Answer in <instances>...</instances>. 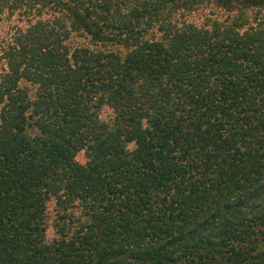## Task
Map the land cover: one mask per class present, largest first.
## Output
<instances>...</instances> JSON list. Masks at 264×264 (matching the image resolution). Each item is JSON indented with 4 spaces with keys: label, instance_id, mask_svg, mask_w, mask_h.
Wrapping results in <instances>:
<instances>
[{
    "label": "trees",
    "instance_id": "16d2710c",
    "mask_svg": "<svg viewBox=\"0 0 264 264\" xmlns=\"http://www.w3.org/2000/svg\"><path fill=\"white\" fill-rule=\"evenodd\" d=\"M4 15L26 25L0 48V264H264V0ZM49 198L86 218L51 242Z\"/></svg>",
    "mask_w": 264,
    "mask_h": 264
},
{
    "label": "rangeland",
    "instance_id": "374dc122",
    "mask_svg": "<svg viewBox=\"0 0 264 264\" xmlns=\"http://www.w3.org/2000/svg\"><path fill=\"white\" fill-rule=\"evenodd\" d=\"M216 13L217 12L214 11V14ZM216 15H219V13ZM11 17L12 18H9L4 15L0 19V48L10 41L12 35L17 32V30L24 28L26 25L25 21L23 22L18 19V16ZM197 18L200 19L198 22H203V15H199ZM1 61L2 53L0 51V68L2 66ZM111 116L112 112L107 107L102 108L100 111V118L102 120H108ZM75 159L80 164H85L86 162L83 152H79ZM45 204V240L47 242H51L55 238L57 239L58 232H63L70 236L86 220L81 206L77 203H74V205H64V207H60L57 205V201L54 198H49ZM58 224L59 226H57Z\"/></svg>",
    "mask_w": 264,
    "mask_h": 264
}]
</instances>
